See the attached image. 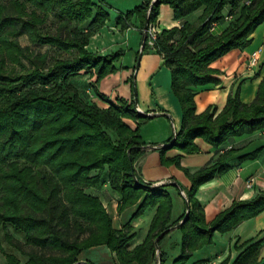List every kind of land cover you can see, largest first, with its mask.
<instances>
[{
	"label": "trees",
	"instance_id": "trees-1",
	"mask_svg": "<svg viewBox=\"0 0 264 264\" xmlns=\"http://www.w3.org/2000/svg\"><path fill=\"white\" fill-rule=\"evenodd\" d=\"M160 5L172 9L174 20L183 21L179 29L162 31L153 51L170 71L171 93L182 115L180 130L155 151L162 166L178 167L180 157L167 160L165 152L192 155L198 152L196 139L218 149L229 138L264 130V76L248 104L240 102L238 90L228 95L220 111L209 106L196 114L194 102V89L218 83L214 76L219 72L210 65L249 45L264 21V0H142L116 17L121 29L131 25L133 16L140 23L142 44L136 60L150 51L143 30L145 23L155 22ZM102 6L107 8L103 0H0V231L8 247L24 258L22 263L0 247L5 264H78L83 251L98 246H105L119 264H148L156 256L158 264H164L167 256L161 244L173 231L167 191L171 187L184 202L176 223L180 240L171 246L179 254L171 264H187L193 252L212 244L215 233L230 232L264 212L262 191L250 201H233L205 223L195 194L225 170L223 162L231 151L192 175L184 171L191 184L188 190L142 182L134 166L146 151L139 131L153 116L142 117L132 99L113 103L97 91L102 79L117 72L120 52L99 56L85 50L89 38L109 19ZM200 7L204 10L194 24L187 18ZM22 36L48 50L34 53L21 47L17 39ZM88 74L95 78L94 95L104 108L87 101L72 82ZM103 187L119 197V213L140 202L131 220L155 209L144 241L131 251L135 233L130 225L113 229L98 196ZM186 206L188 214L180 224ZM259 246L244 243L232 264H259ZM220 264H228V259Z\"/></svg>",
	"mask_w": 264,
	"mask_h": 264
},
{
	"label": "crops",
	"instance_id": "crops-1",
	"mask_svg": "<svg viewBox=\"0 0 264 264\" xmlns=\"http://www.w3.org/2000/svg\"><path fill=\"white\" fill-rule=\"evenodd\" d=\"M103 2L108 9L104 6L102 8L108 13L109 19L89 38L85 50L99 56H109L120 52L119 60L127 55V52L124 53L122 49L124 46L126 50L135 54L133 59L127 63L128 65H114L117 72L102 79L96 85V89L113 103L118 99L126 101L132 99L139 114L153 116L139 131L146 151L134 166L142 182L152 186L175 184L177 188L188 190L191 184L184 171L192 175L203 168L214 165L220 155L231 151L223 162L225 170L210 182L200 186L195 194V199L203 209L205 223H211L220 212L229 208L233 201H250L264 191V130L251 135L229 138L218 149L212 148L201 139H196L194 141L198 148L196 154L184 155L172 149L165 152L164 158L172 160L180 157L179 166L161 165L155 148L165 145L181 127L182 115L179 103L171 93L170 71L163 66L162 57L153 51L140 55L135 70L136 54L139 53L142 44L139 32L140 23L133 16L128 28L121 29L119 25H116L118 14L134 9L142 3V0H103ZM110 9L116 13L112 14ZM203 10L204 8L200 7L187 19L196 24ZM182 23L181 20H174L173 11L169 6H159L155 19L159 34L173 28L179 29ZM224 27L223 24L222 29ZM253 59L255 66L249 68L250 60ZM210 68L219 72L214 76L218 83L194 89L196 114L204 112L209 106L220 111L228 95H234L237 90L240 102L250 103L264 76V21L252 33L250 43L246 48L230 51L213 62ZM72 82L77 84L79 93L87 101L99 107H105V104L94 95L92 86L95 78L92 75L78 76ZM129 125L131 128L135 127L132 122H129ZM253 152H258L254 159H241ZM167 191L171 200L170 225L173 231L167 236L165 244L164 242L161 244V249L174 259L178 256L179 249H171L170 244L179 243L180 234L176 223H179L183 215L184 202L173 187L168 188ZM98 196L107 214L111 217L113 229L120 231L127 225L134 229L135 237L129 244L128 250L131 251L140 245L147 235L155 209L146 210L141 217L131 220L140 202L118 213L119 197L115 193L103 187L98 191ZM246 242L260 243L256 262L262 264L264 262V212L240 223L230 232L215 233L212 244L193 252L187 264H220L225 259H228V264H232L239 255L238 248ZM78 263L119 264L115 255L105 246L92 247L83 251L78 257ZM148 264L155 263L150 261Z\"/></svg>",
	"mask_w": 264,
	"mask_h": 264
},
{
	"label": "rangeland",
	"instance_id": "rangeland-1",
	"mask_svg": "<svg viewBox=\"0 0 264 264\" xmlns=\"http://www.w3.org/2000/svg\"><path fill=\"white\" fill-rule=\"evenodd\" d=\"M111 10V13L113 14H115L116 13V11H114L113 9H110ZM52 17H50V19H49V23H48V25H47V27H49V29L50 28H53L51 25H52ZM221 30H222V26H218L217 28H215V31H214V34L215 35H218L220 32H221ZM17 41H18V43H19V45L21 46V47H23V48H29L32 52H34V53H44V52H46L47 50H48V48L47 47H40V46H36V45H32V44H30L29 43V41H28V39L25 37V36H22V37H20V38H18L17 39ZM122 49L124 50V53H126L127 52V55L125 56V57H123L121 60H119V61H117L116 63H115V65L116 66H119V65H123V66H126V65H128L127 63H129L130 62V60L131 59H133L132 57H133V55L135 56V54L134 53H131V52H129L128 50H126V48H125V46L124 47H122ZM139 52H141V48L139 49ZM137 57V56H136ZM138 58H139V55H138ZM138 60V59H137ZM137 60H135V64H134V68L136 67V65L138 64V62H137ZM139 63H140V61H139ZM23 64L25 65V66H27L28 64H27V62H25V61H23ZM139 68V67H138ZM17 70L19 71V68H17ZM133 77H134V74H133ZM133 93H134V91H135V89H134V87H133ZM264 139V138H263ZM118 212V211H117ZM119 213V212H118ZM174 215H175V213H174ZM133 228L131 229V231L133 232ZM172 233V232H171ZM178 234V233H177ZM176 234V235H177ZM175 235V234H174ZM17 238H19L20 239V237H17ZM167 238V237H166ZM166 238H165V240H166ZM165 240L163 241L164 242V244H165ZM162 242V243H163ZM173 244H170V246H172ZM0 247L4 250V252L5 253H11V254H13L14 256H16L19 260H20V262H24V258L23 257H21L18 253H16L15 251H13L11 248H9L8 247V245L6 244V242H5V240L3 239V233L0 231ZM166 262L164 263V264H171L172 263V261H173V259H172V257L170 258L169 257V255L168 254H166ZM154 261V263L155 264H158V258H157V256L155 257V260H153ZM0 264H5V258H4V256L1 254V252H0Z\"/></svg>",
	"mask_w": 264,
	"mask_h": 264
},
{
	"label": "built area",
	"instance_id": "built-area-1",
	"mask_svg": "<svg viewBox=\"0 0 264 264\" xmlns=\"http://www.w3.org/2000/svg\"><path fill=\"white\" fill-rule=\"evenodd\" d=\"M225 20H227V18H225ZM214 29V25H210L209 28V32H212ZM143 33L145 35L146 38V46L148 48V50L150 51H154V44L156 42V39L159 35L155 22L151 23V24H147V27L143 30ZM250 65L249 68H253L255 66V60H250ZM174 136V135H173ZM249 187V186H247Z\"/></svg>",
	"mask_w": 264,
	"mask_h": 264
},
{
	"label": "water",
	"instance_id": "water-1",
	"mask_svg": "<svg viewBox=\"0 0 264 264\" xmlns=\"http://www.w3.org/2000/svg\"><path fill=\"white\" fill-rule=\"evenodd\" d=\"M147 27V23H145V27H144V29ZM140 57V56H139ZM138 60H139V58H138ZM138 60H137V62H138ZM137 66H138V64L136 65V67H135V70L137 69ZM142 115V114H141ZM142 117H148V116H145V115H142ZM187 214H188V207L186 206V212H185V217H184V219L180 222V224H182L184 221H185V219H186V217H187ZM166 232H164L163 234H165ZM162 234V235H163ZM155 246H157V240L155 241ZM79 264V263H78Z\"/></svg>",
	"mask_w": 264,
	"mask_h": 264
}]
</instances>
